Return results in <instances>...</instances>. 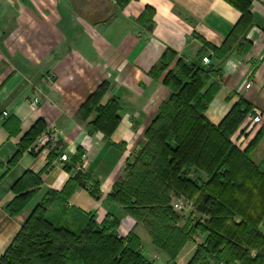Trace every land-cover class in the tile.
<instances>
[{"label":"crops","instance_id":"1","mask_svg":"<svg viewBox=\"0 0 264 264\" xmlns=\"http://www.w3.org/2000/svg\"><path fill=\"white\" fill-rule=\"evenodd\" d=\"M232 1L131 0L118 12L110 2L105 15L109 19L92 23L73 9L70 0H0V255L33 206L81 171L98 181L99 197L77 187L69 205L92 213L98 223L107 215L117 217L119 235L136 234L146 258L154 264L171 261L147 232L136 230V219L107 195L169 98L171 92L161 79L175 68L177 59L217 69L210 82H217L218 90L204 112L211 123L218 124L239 98L248 102L249 111L262 115L241 136L249 123L245 115L230 139L237 138L240 150L252 143L250 160L256 165L264 162V135L257 137L264 125V0H251V24L243 36L233 33L241 12ZM223 46L228 54L219 60L213 50ZM167 50L173 53L166 58L167 68L152 75ZM202 56L210 62L203 64ZM102 83L107 89L99 104L114 99L119 105V122L108 136L89 131L94 112L85 118L79 115L81 105ZM33 97L38 101L30 107L28 100ZM37 122V136L55 128L51 146L32 149L36 136L9 165ZM79 149L81 161L67 171L64 166ZM63 153L68 160L59 159ZM25 172L39 174L41 183L25 208L10 215L6 207L14 197L12 186ZM205 236L200 234L195 242L202 243ZM193 243L181 248L175 264H188Z\"/></svg>","mask_w":264,"mask_h":264},{"label":"trees","instance_id":"2","mask_svg":"<svg viewBox=\"0 0 264 264\" xmlns=\"http://www.w3.org/2000/svg\"><path fill=\"white\" fill-rule=\"evenodd\" d=\"M70 1L79 14L100 23L109 19L105 15L111 9L110 2L118 12L131 0H86L95 4V10H85L77 0ZM232 2L241 12L233 33L238 31L243 36L251 24V0ZM147 15L151 19L152 11ZM213 53L222 60L228 49L214 48ZM171 55L167 50L151 74L166 69V58ZM216 74L217 69L211 65L177 59L175 68L162 76L170 96L146 128L134 163H125V176L113 184L107 199L135 219L139 213L147 215L152 244L171 261L185 243L206 233L188 264H264V232L260 230L264 226V162L256 165L250 160L252 143L240 150L230 141L251 107L239 98L218 124L211 123L204 112L218 90V83L210 82ZM106 89L107 84L102 83L81 105L79 115L85 118L94 112L95 118L87 125L89 131L98 130L108 136L119 122V105L114 99L99 104ZM38 125L40 122L25 135V143L9 165L31 145L40 131ZM263 135L264 125L257 137ZM82 155L79 149L64 168L70 171ZM153 160L158 166L153 172L145 171L144 165ZM196 170L206 175L201 184ZM195 174L198 176L193 178ZM40 183L37 173L25 172L17 179L7 212L19 214ZM77 187L86 188L98 199V181L77 171L59 191H48L33 206L0 255V264H154L142 254L136 234L130 231L119 235L117 217L107 215L98 223L92 213L69 205L68 199ZM171 193L193 200L192 212L187 216L175 212L170 204ZM197 213L202 218L193 219ZM176 217L185 219L182 227L176 226Z\"/></svg>","mask_w":264,"mask_h":264},{"label":"rangeland","instance_id":"3","mask_svg":"<svg viewBox=\"0 0 264 264\" xmlns=\"http://www.w3.org/2000/svg\"><path fill=\"white\" fill-rule=\"evenodd\" d=\"M77 2L78 3H80V5L86 10H92V2H88V1H86V0H77ZM96 4H98V1H96ZM115 9V8H114ZM230 141L232 142V144L236 147V148H238V143L236 142L237 141V138H236V140H235V138H234V141L232 140V139H230ZM136 153V152H135ZM134 157H135V154L128 160V162L130 163V164H132V163H134ZM157 158L155 157V160H156ZM154 166H158V164H155V161L153 160L150 164H148V165H144V170L145 171H151V172H153V170H154ZM195 169H192V172L194 171ZM196 172H198V174H199V177H198V181H200V184L204 181L203 180V178L204 177H206V175H205V173H203L202 171H199V170H196ZM125 176V171L123 170L122 171V174H121V179L123 178ZM198 175H193V178H195V177H197ZM170 198H171V206H173V204L175 203V202H179L181 205H184L183 206V208H181V209H174L173 208V210L175 211V212H177V213H179L180 215H185V216H187L190 212H192V209H193V200H189L188 198H186V197H184V196H180V195H173L172 193L170 194ZM110 202H112V201H110ZM185 202H187L188 204V206L185 204ZM29 203V202H28ZM112 204H114V205H116V206H118V207H120L121 209H122V206H120L118 203H116V202H112ZM123 210V209H122ZM125 212V211H124ZM137 219H136V230H138V231H140V230H144L145 232H147V234L149 235V232H148V230H149V217L147 216V215H144V213H139L138 214V216L136 217ZM194 218H198V219H200V218H202V215H200V214H196L195 216L193 215V219ZM263 221H264V219H263ZM175 224H176V226H179V227H182V225L184 224V222H185V219L184 218H178V217H176V219H175ZM260 230L262 231V232H264V226H260ZM199 235L200 234H197L196 236H195V238H198L199 237ZM150 236V235H149ZM151 238V237H150ZM195 238H194V241H188L189 243H191V242H194V243H196L195 242ZM196 241H198L199 242V240H196ZM187 242V243H188ZM193 243V244H194ZM186 244V243H185ZM199 243H196L195 244V248L194 249H196V246L198 245ZM141 250V249H140ZM195 251V250H194ZM141 252H142V250H141ZM146 258V257H145ZM176 258V257H175ZM148 259V258H147ZM149 260V259H148ZM175 260V259H174ZM174 260L173 261H169L168 263H166V264H175L174 263ZM151 261V260H150ZM153 261V260H152ZM162 261V260H161ZM160 261V262H161ZM160 262H159V264H160ZM161 264H162V262H161ZM234 264H237V262H235Z\"/></svg>","mask_w":264,"mask_h":264},{"label":"built area","instance_id":"4","mask_svg":"<svg viewBox=\"0 0 264 264\" xmlns=\"http://www.w3.org/2000/svg\"><path fill=\"white\" fill-rule=\"evenodd\" d=\"M201 61L203 64H208L210 62V59L208 56H202ZM249 85H250V83L246 84V87H249ZM37 101H38L37 97L30 98L28 100L29 106L34 107L35 104L37 103ZM2 114L7 115V112L3 111ZM246 118H247V120H249L248 121L249 123L243 128L241 136H243V133L246 134L248 132V130H250L249 127L252 124L258 123L261 120L262 115L259 112H255V111L251 110V111H248L246 113ZM54 129L55 128L52 127L50 129L44 131L39 136H37V138L33 141L31 148L34 150H39L41 148L49 149V147L51 146L50 143L54 140V137H53V134L51 131ZM59 159L61 161H66V160H68V156H67V154L63 153L60 155ZM185 204L187 205L188 203L185 202ZM183 206L184 205H181L179 202H175L172 207L174 209H181V208H183Z\"/></svg>","mask_w":264,"mask_h":264}]
</instances>
